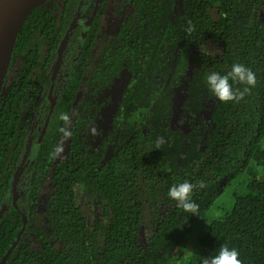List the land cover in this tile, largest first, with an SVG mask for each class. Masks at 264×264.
<instances>
[{"label":"trees","instance_id":"16d2710c","mask_svg":"<svg viewBox=\"0 0 264 264\" xmlns=\"http://www.w3.org/2000/svg\"><path fill=\"white\" fill-rule=\"evenodd\" d=\"M66 38L52 105L51 71ZM234 62L256 74V86L239 102H220L204 78ZM120 81L109 127L99 130ZM179 90L186 127L175 124ZM29 139L37 153L15 200ZM261 169L264 0H49L22 25L0 95V264H202L224 245L241 264H264ZM240 176L233 206L209 219ZM185 180L205 184L193 190L200 216L167 197ZM143 228L150 235L141 244Z\"/></svg>","mask_w":264,"mask_h":264},{"label":"clouds","instance_id":"9594fccd","mask_svg":"<svg viewBox=\"0 0 264 264\" xmlns=\"http://www.w3.org/2000/svg\"><path fill=\"white\" fill-rule=\"evenodd\" d=\"M207 91L215 97L218 101L239 102L244 99L245 95L256 86V74L243 63L234 62L230 69L221 74L216 71H211L206 74L204 78ZM234 84L242 86L241 89L234 88ZM58 119L64 123L65 126L70 124V117L68 114L61 112ZM64 137H69L71 132L67 127L59 129ZM165 143L164 137L156 139L154 147L160 149ZM57 153L62 151V148L57 147ZM257 180H264V169L258 171ZM203 188L205 184L201 181L198 185L185 180L171 185L167 190V197L175 202L177 208L182 209L188 215L200 216L199 205L193 199L194 188ZM239 252L235 248H229L227 245L221 246L214 255H209L203 259L202 264H241Z\"/></svg>","mask_w":264,"mask_h":264},{"label":"rangeland","instance_id":"374dc122","mask_svg":"<svg viewBox=\"0 0 264 264\" xmlns=\"http://www.w3.org/2000/svg\"><path fill=\"white\" fill-rule=\"evenodd\" d=\"M47 5L49 6L50 4H47ZM79 21H80L79 17H77L75 19L71 29L76 28L79 25ZM91 21L92 20L90 19L87 22L83 23V26L85 28H88L91 24ZM66 44H67V39H66L65 43L61 46V49H60L59 54H58V60H57L55 66H54V69H53L54 81H56L57 76L59 75V72L62 71L63 57H64ZM206 48L208 50H211V51L216 49L215 46H212V45H206ZM64 79H65V77L63 76L61 79H59V81H56L57 83L55 84V87H54L53 93H52V97H51L52 105H54L56 103L57 95L59 94L58 92H59L60 87L63 86ZM115 86L108 92L109 101H108L106 107L104 108V112L102 114L101 119L97 123V129H99V130L101 129L103 131H106L107 128L109 127L112 115H113V113H114V111L117 108V105L119 103L120 92H121V88L124 86V82L120 81L118 86H116V87ZM182 97H183V91L179 90L178 95L176 96V100H175V104H176L175 105V124L179 125L181 127H186L188 124L187 120H184L179 115V108H180V105L182 102ZM27 152L28 153H26L27 155H26L25 162L30 165L34 161V158H35L36 153H37L36 147L33 143H30V147L28 146ZM29 165H27V166H29ZM27 166L26 165L20 166L17 170V173H16L17 177H16L15 186H16V198L17 199L21 194L19 184H20V182L23 181L24 172H25V170L28 169ZM244 178H245L244 176H240L238 181H236V183L234 185L229 187L224 192V194L216 201L215 205L208 211L207 217L209 219L216 218L211 212L220 211V213L222 214V213H224V211L227 208H230L233 206V198H234V194L236 192V187L238 186V184H240L243 181ZM6 210H7V207L4 206L2 209V212L0 214V217L2 216V214ZM39 210L43 211V200H41L39 202ZM206 219L207 218L205 216V218L203 220L206 221ZM202 221L198 224L197 227H195V230L200 232L203 229V227H205L206 223L202 222ZM149 235H150V230L148 228H143L141 230V233H140V243L144 244L145 241L148 239ZM192 247L195 248L194 245Z\"/></svg>","mask_w":264,"mask_h":264},{"label":"water","instance_id":"95a60500","mask_svg":"<svg viewBox=\"0 0 264 264\" xmlns=\"http://www.w3.org/2000/svg\"><path fill=\"white\" fill-rule=\"evenodd\" d=\"M47 1H49V0H23L22 2H19L15 6L6 5L0 10V40L7 34L15 33L14 44H13V48H12L11 53H10L6 72H5V75H4L2 82L0 84V95H1L2 87H3L4 79H5V76L7 74L8 67H9L11 55H12L14 45L16 42V38H17L21 28H22V25L24 24L26 19L29 17V15L35 9L43 6L44 4H46ZM91 20H93V17L91 18ZM66 39L62 42L61 46L65 43ZM60 49H61V47H60ZM60 49H59V51H60ZM16 177H17V175L15 174L14 182H13V187L15 188V192H14V199L15 200H17V198H16V186H15ZM1 212H0V214H1ZM3 214H2V216H3ZM24 219H25V222H27V218L25 216H24Z\"/></svg>","mask_w":264,"mask_h":264},{"label":"bare ground","instance_id":"6f19581e","mask_svg":"<svg viewBox=\"0 0 264 264\" xmlns=\"http://www.w3.org/2000/svg\"><path fill=\"white\" fill-rule=\"evenodd\" d=\"M23 0H0V10L6 6H15ZM15 33L5 35L0 40V84L4 78L11 50L14 44Z\"/></svg>","mask_w":264,"mask_h":264},{"label":"flooded vegetation","instance_id":"af4514ba","mask_svg":"<svg viewBox=\"0 0 264 264\" xmlns=\"http://www.w3.org/2000/svg\"><path fill=\"white\" fill-rule=\"evenodd\" d=\"M77 17H79V20H80V15L79 14H77L76 15V17H75V19L77 18ZM75 19H74V21H75ZM90 20V19H89ZM92 22V21H91ZM74 23V22H73ZM73 25V24H72ZM79 26V25H78ZM77 26V27H78ZM75 29V28H74ZM58 54H59V52H58ZM63 59H64V57H63ZM57 60H58V57H57ZM57 60H56V62H57ZM56 62H55V64H56ZM55 64H54V66H55ZM54 66H53V68H52V71H51V80H52V86H51V89H50V91H49V96H50V99H51V97H52V93H53V89H54V87H55V84L57 83L56 81H59V79H61L63 76L65 77V75H61V72H59V75L57 76V79H56V81H54V79H53V69H54ZM61 88L62 87H60V89H59V91L61 90ZM59 93V92H58ZM57 97H58V95H57ZM57 100V99H56ZM33 121H34V119H33ZM36 124H35V122H32V126H31V133H33L35 130H36ZM40 131H41V135H43L44 134V131H45V128H43L42 130L40 129ZM30 143H33L34 145H35V147H37V143H34L33 141H32V139H29L28 140V144H27V148H26V150H25V153H24V155H23V159H22V162H21V166L23 165H29L28 163H26L25 162V159H26V153H28L27 151H28V146L30 147ZM28 167V166H27Z\"/></svg>","mask_w":264,"mask_h":264}]
</instances>
